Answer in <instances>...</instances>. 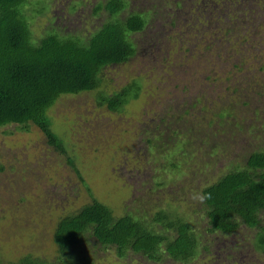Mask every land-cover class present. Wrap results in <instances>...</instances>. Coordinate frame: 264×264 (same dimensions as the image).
Returning a JSON list of instances; mask_svg holds the SVG:
<instances>
[{
  "label": "trees",
  "instance_id": "trees-1",
  "mask_svg": "<svg viewBox=\"0 0 264 264\" xmlns=\"http://www.w3.org/2000/svg\"><path fill=\"white\" fill-rule=\"evenodd\" d=\"M144 1L146 7L128 9L130 0H95L96 23L86 33L47 24L33 37L25 0H0V127L7 134L33 124L47 144L64 153L65 141L50 127L47 113L57 97L85 92L120 118L127 100L145 93L157 109L130 126L145 142L148 177L157 189L171 183L180 192L193 190V197L177 192L151 212L135 207L119 215L90 197L56 218L51 256L26 252L6 258L0 251V264H94L96 251L110 248L118 257L132 254L149 264H192L217 235L226 248L219 249L221 255L214 251L222 263H242L232 262L234 251L248 261L264 256V0ZM163 5L172 8L167 16ZM159 18L164 29L144 39L145 26ZM133 32L141 40L132 39ZM122 68L121 79L111 84L107 71ZM193 71L202 72L207 84L199 93L176 81ZM147 81L163 85L158 96L144 87ZM210 92L223 95L212 100ZM197 107L202 114L196 117L205 120L202 134L193 125L196 117L188 118ZM237 135L242 142L229 148ZM12 155V161L0 157V172L17 162ZM195 157L196 176L187 169ZM65 158L88 190L72 158ZM197 176L198 183L186 187L185 180ZM22 198L15 208L29 214L31 200L25 204ZM197 218L204 223L200 229L193 225ZM9 225L1 221L0 229ZM239 233L242 240L230 237ZM206 235L212 236L208 242Z\"/></svg>",
  "mask_w": 264,
  "mask_h": 264
},
{
  "label": "rangeland",
  "instance_id": "rangeland-1",
  "mask_svg": "<svg viewBox=\"0 0 264 264\" xmlns=\"http://www.w3.org/2000/svg\"><path fill=\"white\" fill-rule=\"evenodd\" d=\"M94 2L95 0H25V13L29 17V27L33 37L39 36L47 24L57 26L60 24L64 29L76 28L83 31V34L86 33L96 23L94 21L96 16L91 13ZM144 6L146 7L144 0H130L126 8L142 9ZM163 6L166 10V13H163L164 16L172 12V8H168L167 5ZM99 15L102 17L104 13L99 11ZM161 21L160 18L155 19L152 24L150 23L151 25L145 26L144 39H150L148 35L160 28L158 24ZM162 29L164 26H161L159 30ZM181 30L183 29L181 28ZM131 35L132 39L141 40L138 32H133ZM158 40L162 41L163 36L158 37ZM128 67L131 68V66ZM124 69L107 71L109 72L108 76L112 78L111 84H114L113 81L121 79ZM148 73L150 72L148 71L147 75H149ZM148 81L151 83L150 77H148ZM148 81L145 82L144 87H148L150 93L154 92L153 95L158 96L163 85H149ZM176 81L194 89L198 87L197 93L200 92V86L207 85L203 73L200 71L198 73L193 71L190 74L187 72ZM102 86L106 89L107 82ZM221 95L210 92L208 98L216 100ZM146 97L147 94L140 93L135 99H128L123 105L120 118L117 116L118 114L107 110L104 106L94 104L93 99L85 92L74 97L67 95L57 97L48 108L47 113L51 119L50 127L56 133H60L65 141L67 150L64 153L47 144L43 134L33 124L28 125V130L17 128L7 134L2 132L3 126L0 127L1 159L12 161V154L18 155L14 165L11 167L5 165L6 168L0 172V223L2 221L5 222V225L10 224L9 228L7 226L5 229H0V251L4 257L14 258V256L26 252L51 256L54 249L49 241L50 232L56 218L88 201L90 197L106 204L114 215H119L124 210H132L135 207H137L136 210L145 208L151 212L150 209L171 195H176L177 192L180 197L184 196L188 200L193 197V190L185 188V193L182 189L180 192L179 187L171 183L157 189L148 177L145 142L139 138L136 131L133 132L131 129V126H136V120L146 121L153 113L151 110L157 109V107L150 108L152 105H149ZM223 98L225 99V97ZM224 99L219 98L221 101ZM152 103H154L153 99ZM143 109L146 110L143 111ZM193 111V113L191 112L192 117H188L191 121L202 114L198 107ZM125 115L127 116L125 117ZM199 118L194 119L193 125L197 126L196 129L202 134L205 129V126L202 127L205 120L203 121L202 117ZM186 123L188 122L185 121L184 124ZM186 126L188 125L186 124ZM6 127L12 129V125H6ZM234 138L235 144H230L228 147H233L236 150L242 142V138L240 135ZM66 155L72 158V164L88 190L84 188L80 179L71 169V164L66 162ZM198 155L201 154L197 153V157ZM197 157L194 158L195 165H188L189 168H187L195 176L200 172ZM198 178L197 176L195 179H191L192 181L185 180V185L193 183V181L198 183ZM22 194L24 195V198L21 199L22 203L27 204L28 199L31 200L29 214L22 213L20 215L15 208L16 201ZM193 225L200 229L204 223L200 218H197ZM251 232L246 231L245 233L250 235ZM243 234L229 236L236 241L237 239L242 240ZM211 238L212 236L206 235L203 239L208 242ZM220 239L221 235H217L214 245L210 246L208 252H202L192 264H215V260L218 264H229L228 262L222 263L220 259L216 258L217 253L214 254L216 250L220 255L224 250L226 251L225 243L222 244L223 241L220 242ZM221 248L224 250L219 251ZM96 252L98 255L94 264H149L132 254H128V257H118L113 248ZM238 254L239 252L234 251L233 263L242 261L238 264H264V256L261 254L260 258L250 259L253 261L251 263L250 260L248 261L249 256L243 260L242 257L241 259L237 258ZM254 261L258 263H254Z\"/></svg>",
  "mask_w": 264,
  "mask_h": 264
}]
</instances>
